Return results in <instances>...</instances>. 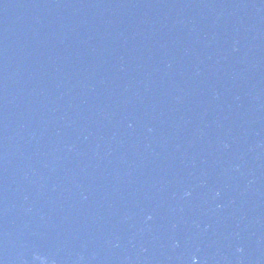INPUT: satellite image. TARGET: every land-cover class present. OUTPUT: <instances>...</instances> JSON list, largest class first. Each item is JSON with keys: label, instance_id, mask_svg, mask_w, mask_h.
<instances>
[{"label": "water", "instance_id": "95a60500", "mask_svg": "<svg viewBox=\"0 0 264 264\" xmlns=\"http://www.w3.org/2000/svg\"><path fill=\"white\" fill-rule=\"evenodd\" d=\"M0 264H264V0H0Z\"/></svg>", "mask_w": 264, "mask_h": 264}]
</instances>
